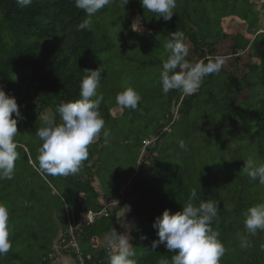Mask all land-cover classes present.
Segmentation results:
<instances>
[{"label": "trees", "instance_id": "16d2710c", "mask_svg": "<svg viewBox=\"0 0 264 264\" xmlns=\"http://www.w3.org/2000/svg\"><path fill=\"white\" fill-rule=\"evenodd\" d=\"M254 1L248 0L249 5H256L257 1ZM180 4L186 10L190 6L196 5L204 11L205 8L203 7L206 6V0H185ZM145 12L151 14L149 17L158 16L144 9L140 0H129V3L124 7L121 5V0H114L110 6H106L91 17L90 31H78L77 26L87 17L83 10L75 7L74 0H33V3L26 7H21L17 0H0V88L6 94L16 98L19 110L24 117V123L37 122V120L43 123L40 112L48 110L53 111L54 121L60 123L61 118L57 112L58 105L61 101L79 99L80 84L85 75L84 70L100 67L101 64L97 63V55L105 52L111 45L112 30H117L119 27V31L115 30V35L117 38H123L132 28L131 18L133 16H139L146 25L145 21L148 17L144 16ZM174 12L180 13L181 11L175 8ZM109 18L115 19L109 22ZM226 19L228 18H224L223 21ZM243 19L246 20V18ZM223 21L219 32L213 31L209 26L210 36L201 34L179 15L174 14L172 19L166 22L165 27L160 28L158 32L161 36L169 39L171 32L182 31L185 38H189L194 44V52L197 55L196 59L192 56H188L187 59L193 63L200 60L207 63L209 59L215 58L214 46L224 34ZM125 28V33L122 36V29ZM252 28V24L249 23V30L252 31ZM143 32L140 31V33ZM252 34L253 37L249 40L244 35L238 34L234 42L235 50L233 52L236 55L239 54L240 50L251 49L254 61L247 64L249 72L245 75L246 80L242 81L234 72L222 67L219 73L206 76L198 92L193 95H185L179 89L172 90L165 95H168V102L171 105L176 103L177 112L180 113L185 109L188 112L190 108L187 107L190 106L193 98L206 91L205 88H208L210 101H214L219 96L226 98L228 93L237 95L244 93L248 87L247 82L250 83L247 80L248 77L253 76L257 69L261 72L264 93V30L258 32L256 29ZM169 54L168 52L167 57ZM163 60L165 59L145 60L144 65H154L158 62L163 64ZM101 68L103 70L102 84L107 70ZM223 73L227 78L222 90L226 93L221 95L219 89L215 87V83L216 79ZM30 101L33 104L29 105ZM24 106L28 108L25 115L22 110ZM35 106L38 110H34ZM112 108L113 106L101 103L100 114L104 117H110ZM169 117L172 118V115ZM203 117L207 118L208 114L203 115ZM173 118L176 119L177 116ZM173 118L168 120V124H171ZM209 123L205 120V124ZM38 128H32L34 138ZM167 132V127L159 129L158 133L154 135L158 137L157 144L160 145L162 137ZM257 135L259 137L258 149L264 160V97L261 99V106L257 109ZM144 140L141 141V144ZM17 145L16 150L19 149L22 153L16 161L13 178L0 180V202L5 203L8 207L9 223L16 220L18 213L14 203L15 195L11 190L17 177L27 173L26 166L22 163L24 162L31 168L33 166L27 150L21 145ZM107 146L103 136L100 135L95 142L89 145V157L83 162L81 170L75 175L60 176L64 186L66 185L62 197L54 194L52 188L47 185L51 194L57 195L62 201L61 234L53 233L52 230L51 238L47 240L42 239L38 231L33 233L40 256L37 259H26L22 253L15 252L13 249L18 241L17 233H14L12 237H9L12 245L11 250L4 256H0V264H14L23 261L31 264H55L53 261L57 256L56 251L71 255L76 260V264H98L101 256L105 258L106 252L102 254L103 249L92 245L94 244L92 240L104 237L113 228L120 231L117 223L118 211L121 210L126 201L136 197L138 199L133 214L135 213L137 218L132 228L127 232L134 240L132 244L136 250L134 259L137 264H158V261L163 258L170 261L174 253L169 252L163 245H159L155 249L152 248V242L158 239L157 230L153 228V223L155 218L161 215L165 209H169L172 213L181 211L192 189H196L198 196L194 203L198 204L200 199L213 200L218 203L219 210L217 217L212 222V227L220 233L221 241L229 232L247 235L245 228L239 224L237 218L239 214L244 212V209L252 205V201L246 204L241 195L237 197L235 193L225 191L226 185L232 180L220 181L217 176L210 178L206 175L197 176L196 173L186 175L187 171L183 169L180 162L152 156L149 157L148 164L139 166L138 173L132 179V187L124 192L120 205L110 208L114 210L112 214L97 217L93 223L79 225L81 218L90 211H101L106 203V201H100L93 183L96 177L100 178V171L104 169L103 166L106 164L103 162L108 159ZM109 172L114 176L116 174L111 168ZM33 175L36 176V174ZM118 176L120 178V175ZM122 180L115 182L116 185L112 190L111 184L104 185L101 182L106 190L105 200L116 198L120 194L121 186L126 184L130 178L125 183ZM242 192L248 197L247 193ZM42 194V192L36 193L33 186L30 192H23L25 198L30 200ZM71 224L75 227L79 225L74 230V235H71L69 231ZM54 225L56 227V224ZM73 236L78 242L79 249L71 244ZM55 237L59 238L57 243L53 245ZM249 239L252 246L242 252L243 255L239 256L238 262L234 260L233 264L264 263V250L261 249V246L264 245V237L258 236L257 232L255 236H250ZM55 246L57 250H54ZM80 258L82 259L80 260ZM220 264L230 263H222L221 259Z\"/></svg>", "mask_w": 264, "mask_h": 264}, {"label": "rangeland", "instance_id": "374dc122", "mask_svg": "<svg viewBox=\"0 0 264 264\" xmlns=\"http://www.w3.org/2000/svg\"><path fill=\"white\" fill-rule=\"evenodd\" d=\"M256 1V5L251 6L248 0H206L203 11L196 5H192L186 10L180 4L185 0H176V8L181 12L175 13V15H179L186 23L204 35H210L209 26L213 31L219 32L223 19L228 18L223 21L224 34L214 46L216 50L214 55L215 57H223V67L234 72L237 77L245 81V75L249 72L247 64L253 62L254 59L251 49L240 50L239 54H234V42L238 34L244 35L249 40L253 37V31L255 32L256 29L258 32L264 30V0ZM150 15L147 12L144 14L148 17L145 21L147 26L139 16H133L131 18V24L134 23L132 27L138 23V21L136 22L138 19L140 30L134 32L130 28L124 35L126 28L122 29L123 38H117L115 35V32L119 31V27L117 30L113 29L111 45L105 52L97 55V63H100V66L107 70L97 93L103 95L101 103L113 106L110 117H104L100 114L105 121L104 128L110 132L106 149L108 159L103 162L106 164L103 166L104 169L100 171V178L96 177L93 183L100 201L111 202L119 199V202L111 208L120 205L124 192L132 187V179L138 173L139 166L148 164L149 157L152 156L180 162L183 169L187 171L186 175L196 173L197 176L206 175L210 178L217 176L220 181L232 180L226 185L225 191L235 193L237 197L241 195L246 204L252 201V205L249 207L264 203V185L259 184L258 181L250 180L242 171L244 160L249 157L264 164L258 149L259 137L257 135V109L261 106V99L264 97L260 70L257 69L253 76L248 77L247 80L250 83L247 82L248 87L244 93L240 95L228 93L226 98L219 96L214 101H210L208 88H205L206 91L193 98L190 106L187 107L190 108L188 112L185 109L179 113L176 103L171 105L168 102V95L162 92L160 82L162 63L144 65L145 60L166 59L168 54L164 48L168 38L161 36L158 30L164 28L166 22L169 21L158 16L149 17ZM114 19L109 18L108 21L112 22ZM249 23L253 26L252 31L249 30ZM140 31L144 32L140 33ZM185 43L189 46L188 56L196 59L194 44L187 37ZM226 78L223 73L216 79L215 87L219 89L221 95L226 93L222 90ZM129 85L134 87L142 98L141 102H138L137 110L129 108L121 110L116 104L117 94ZM31 104H33L32 101L29 102V105ZM27 109L25 106L23 107L24 115L27 114ZM36 109L35 106L34 110ZM53 114L52 110L41 111L40 117L49 116L54 120ZM205 114H208L207 118L203 117ZM169 115H172V118L177 116L176 119L173 118L171 124H168V120L172 119ZM205 120L210 123L205 124ZM42 125L40 120L29 123H24L23 119L18 120V133L15 137L17 144L27 150L33 164L31 168L24 162L22 163L26 166L27 173L17 177L11 190L15 195L14 203L18 209L17 218L13 223L8 222L9 237H12L14 233H17L16 236L18 237L13 249L15 252L22 253L26 259H37L40 256L33 233L38 231L39 236L47 240L51 238L52 230L53 233L61 234L62 201L57 195L51 194L47 185L52 188L54 194L61 197L66 185L64 186L60 176H52L51 178L50 175L41 174L37 170L38 149L41 147L42 141L37 135L35 138L33 137L32 128ZM166 127L168 132L162 137L159 145L157 144L158 137L154 135L158 133L159 129ZM103 130L101 131L102 136ZM143 139L145 140L141 144ZM180 139L187 143V151H182L179 148L178 141ZM17 152L20 157L22 152L19 149ZM110 168L112 171L114 170V174L116 172L115 176L109 174ZM128 177L130 180L121 186L120 194L116 193L118 195L116 198L105 200L104 185L111 184L112 190L117 182L123 179L122 181L125 183L129 179ZM32 186L35 187L36 193H43L42 198L39 195L31 200L25 198L23 192H30ZM242 191L247 193L248 197ZM137 199L138 197L126 201L121 210L118 211L117 223L120 227V231H117L118 234L125 233V231L127 233L132 228L137 218V215L133 214ZM113 211L109 209L111 214ZM243 218V213L239 214L237 221L244 227ZM237 234L238 232H229L222 238V243L226 249L221 258L222 263L233 264L234 260L238 262L239 256L246 251L240 247ZM258 236L264 237V231H258ZM58 238L55 237L53 245L57 243ZM133 242L134 240L131 238L130 243L133 244ZM92 243L95 247L103 249L102 254L105 253L104 237L95 238ZM76 246L77 243L75 242ZM54 250H57L56 246ZM56 255L53 261L55 264L77 263L71 255H65L58 251H56ZM104 256L105 258L101 256L100 263L108 264L107 255ZM100 263L98 262V264ZM14 264L31 263L23 261Z\"/></svg>", "mask_w": 264, "mask_h": 264}, {"label": "clouds", "instance_id": "9594fccd", "mask_svg": "<svg viewBox=\"0 0 264 264\" xmlns=\"http://www.w3.org/2000/svg\"><path fill=\"white\" fill-rule=\"evenodd\" d=\"M114 0H74L75 7L86 14L78 26V31L91 30V17L95 16ZM21 7L29 6L33 0H17ZM129 0H121L124 7ZM141 6L155 13L165 21L172 19L175 14L176 0H140ZM134 31H139L140 21L137 19ZM134 24V23H133ZM132 24V25H133ZM170 54L163 60L160 82L162 92L168 94L172 90H182L185 95H193L200 89L206 76L219 73L224 64V58L217 56L199 62H190L187 57L189 46L185 43L182 31L171 32L170 38L164 44ZM81 80L79 99L61 101L57 112L61 123H56L51 117H43V126L39 127L36 135L42 141L38 149V172L50 176L77 174L89 157V145L95 142L103 130L104 143H109L110 132L104 128L105 121L100 115V104L103 95L97 90L101 85L103 70L85 69ZM95 97V99H93ZM140 93L132 86H127L116 96V104L121 108L137 110L141 102ZM16 98L6 94L0 88V180H11L14 175L16 161L19 157L15 137L18 133V120L23 119ZM179 148L187 151L185 140L178 141ZM242 171L252 181L264 185V164L258 163L252 157L244 160ZM198 199L196 189H192L181 211L172 213L165 209L157 216L153 228L157 230L158 239L152 242V248L163 245L169 252L174 253L171 260L160 259L158 264H220L225 254V247L220 240V233L214 230L212 222L218 214V203L213 200ZM244 227L247 235L237 234L240 247H251L250 236L258 231H264V203H258L243 212ZM9 211L5 203L0 202V256L11 250L9 240ZM130 235L117 233L113 228L104 236V248L108 264H137L135 247L130 243ZM264 250V245L261 246Z\"/></svg>", "mask_w": 264, "mask_h": 264}, {"label": "built area", "instance_id": "2783aa9c", "mask_svg": "<svg viewBox=\"0 0 264 264\" xmlns=\"http://www.w3.org/2000/svg\"><path fill=\"white\" fill-rule=\"evenodd\" d=\"M118 202H119V199L115 201H111V202H106L101 211H98V212L90 211L88 214H86L83 218L79 220L80 221L79 225L82 223H87V224L93 223L97 217L102 216V215L108 216L110 213L109 209L111 208V206L116 205ZM79 225L75 227L73 224H71L69 228L71 235H74V230L77 229ZM75 242L77 243V246H79L78 242L75 239V236H73L71 244L75 246ZM77 249H79V247H77ZM81 259L82 258H80V260Z\"/></svg>", "mask_w": 264, "mask_h": 264}]
</instances>
